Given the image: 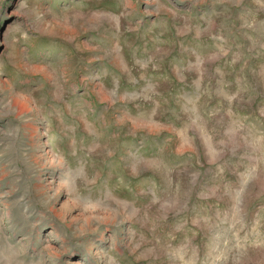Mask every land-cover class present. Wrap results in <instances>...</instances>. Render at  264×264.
<instances>
[{"label": "rangeland", "instance_id": "374dc122", "mask_svg": "<svg viewBox=\"0 0 264 264\" xmlns=\"http://www.w3.org/2000/svg\"><path fill=\"white\" fill-rule=\"evenodd\" d=\"M0 264H264V0H0Z\"/></svg>", "mask_w": 264, "mask_h": 264}]
</instances>
